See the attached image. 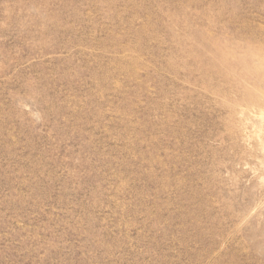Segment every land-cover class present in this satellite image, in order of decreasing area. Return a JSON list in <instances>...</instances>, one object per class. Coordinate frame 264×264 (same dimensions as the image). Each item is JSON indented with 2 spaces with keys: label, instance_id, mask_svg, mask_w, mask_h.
Segmentation results:
<instances>
[{
  "label": "rangeland",
  "instance_id": "1",
  "mask_svg": "<svg viewBox=\"0 0 264 264\" xmlns=\"http://www.w3.org/2000/svg\"><path fill=\"white\" fill-rule=\"evenodd\" d=\"M0 264H264V0H0Z\"/></svg>",
  "mask_w": 264,
  "mask_h": 264
}]
</instances>
